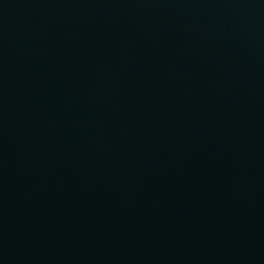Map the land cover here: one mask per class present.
<instances>
[{
    "label": "water",
    "instance_id": "obj_1",
    "mask_svg": "<svg viewBox=\"0 0 264 264\" xmlns=\"http://www.w3.org/2000/svg\"><path fill=\"white\" fill-rule=\"evenodd\" d=\"M0 264H264V0H0Z\"/></svg>",
    "mask_w": 264,
    "mask_h": 264
}]
</instances>
